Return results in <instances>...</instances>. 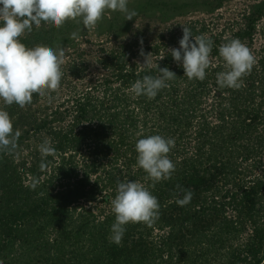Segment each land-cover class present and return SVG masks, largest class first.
Returning <instances> with one entry per match:
<instances>
[{
    "label": "trees",
    "instance_id": "obj_1",
    "mask_svg": "<svg viewBox=\"0 0 264 264\" xmlns=\"http://www.w3.org/2000/svg\"><path fill=\"white\" fill-rule=\"evenodd\" d=\"M242 19L212 34L199 20L189 25L213 41L203 81L189 80L171 56L169 46L180 47L173 34L154 47L151 69L126 47L105 59L102 80L51 111L35 107L38 94L23 108L0 104L22 133L15 152L0 153V264H264V0ZM232 39L256 57L239 90L217 83L227 70L219 47ZM158 66L177 77L154 99L132 93ZM85 70L73 63L65 72L81 78ZM150 135L175 140V171L155 187L135 149ZM45 139L56 155L41 172ZM118 181L143 184L161 205L153 225L127 224L120 245L109 239ZM177 185L193 192L186 206L176 203Z\"/></svg>",
    "mask_w": 264,
    "mask_h": 264
},
{
    "label": "clouds",
    "instance_id": "obj_2",
    "mask_svg": "<svg viewBox=\"0 0 264 264\" xmlns=\"http://www.w3.org/2000/svg\"><path fill=\"white\" fill-rule=\"evenodd\" d=\"M129 0H0V100L4 105H19L21 108L32 103L33 94L47 97L53 101L51 93L58 92L63 77L62 66L66 62L62 47L54 49L46 45L27 47L21 42L25 32H31L33 25L37 28L42 21L53 24L57 29L67 21L81 22L89 29H94L106 11H120L127 20L138 15L129 10ZM73 38L76 33H73ZM194 37V42L193 38ZM141 43H143L141 41ZM179 48L169 49L171 56L182 64L184 75L189 79L200 81L206 78V69L212 61L210 54L213 41L204 35L193 36L191 29L183 27V37ZM145 57L144 67L152 68L151 54L140 52ZM219 55L226 64V71L217 73V83L221 88L239 90L243 87V78L249 75L256 64V57L251 49L239 39L220 45ZM159 75H144L131 87L136 96L144 95L154 99L157 94L168 87V81L177 75L169 68H160ZM20 130H15L9 113L0 108V153L9 154L18 148ZM175 147L173 138L150 135L138 139L135 145L137 163L155 184L170 179L175 171V164L169 153ZM42 162L40 171L44 172L48 164L44 158L55 156L56 149L48 139L39 146ZM39 185V179L33 178V190ZM182 198L176 203L183 207L188 205L193 192L177 185ZM43 195V193H41ZM115 222L111 226L110 242L120 245L129 223L153 225L160 215L161 205L158 198L143 184L136 181H118L117 194L111 201Z\"/></svg>",
    "mask_w": 264,
    "mask_h": 264
},
{
    "label": "rangeland",
    "instance_id": "obj_3",
    "mask_svg": "<svg viewBox=\"0 0 264 264\" xmlns=\"http://www.w3.org/2000/svg\"><path fill=\"white\" fill-rule=\"evenodd\" d=\"M260 1L262 0H129V10L138 13L132 20H127L120 11L108 10L92 30L87 29L82 20L79 23L69 20L59 29L43 21L39 28L33 25L30 33L26 31L20 37L22 43L27 47L46 45L57 50L62 47L66 56V62L62 66L61 86L58 92L51 93L53 101L49 103L47 97H40V103L35 107L41 105L42 111H51L73 95L75 88L86 89L92 82L102 80L109 64L105 59L126 47L130 48L129 51L134 54L133 60L139 65L143 66L145 60L140 55L141 49L145 54H151L153 63L159 58L154 47L161 45L166 38L177 34V44L180 46L179 37H183V27L188 28L199 20L209 27L208 33H218L231 20L244 21L242 16L245 10H250L251 5ZM73 33H76L75 38ZM259 40L257 45L261 41ZM161 48L162 53L165 52L164 47ZM73 63L86 66L83 77L67 75L68 72L65 71ZM28 153L29 148H23L19 155L22 157ZM50 263L56 264L53 261Z\"/></svg>",
    "mask_w": 264,
    "mask_h": 264
}]
</instances>
